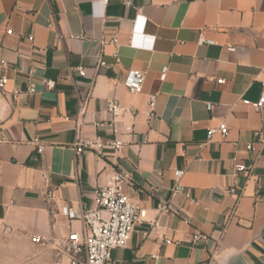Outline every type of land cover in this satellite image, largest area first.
Instances as JSON below:
<instances>
[{
    "label": "crops",
    "instance_id": "obj_1",
    "mask_svg": "<svg viewBox=\"0 0 264 264\" xmlns=\"http://www.w3.org/2000/svg\"><path fill=\"white\" fill-rule=\"evenodd\" d=\"M133 32L154 36L152 47L130 46ZM263 65L264 0H0L5 264H69L54 249L81 225L62 202L94 207L113 170L128 174L123 190L147 215L107 264H264V106L243 103L259 98ZM128 69L144 72L136 94ZM109 99L138 110L115 122L122 147L75 155L78 137L114 139ZM222 122L228 132L208 139Z\"/></svg>",
    "mask_w": 264,
    "mask_h": 264
},
{
    "label": "built area",
    "instance_id": "obj_2",
    "mask_svg": "<svg viewBox=\"0 0 264 264\" xmlns=\"http://www.w3.org/2000/svg\"><path fill=\"white\" fill-rule=\"evenodd\" d=\"M107 0H103L105 3ZM128 2V1H126ZM10 32V30H8ZM149 42L145 41L140 34L133 32L130 36L129 45L134 48L148 49L152 47L154 36H148ZM32 40L33 36H29ZM201 42L210 43L211 41L202 39ZM111 45V52L114 58V64L119 62V43L116 36H113L106 42ZM100 65H106L104 60L99 61ZM80 73L84 74L83 68ZM261 92L256 101L243 100L244 104L251 106L254 110L259 111L264 106V65L260 71ZM164 74L161 75V79ZM5 77L0 78V87L3 85ZM144 81V72L139 69H128L123 80L124 86L131 94H136L141 90ZM218 83L224 81L218 78ZM47 87H52L53 82L44 80ZM32 90V87H29ZM156 93L148 95L145 115L152 118L156 115ZM206 107L211 109L212 103L207 101ZM106 111L109 115L107 126L114 134L113 140H102L99 137L95 139L78 137L74 143L75 155L89 150L99 153L104 148L117 150L122 147L123 141L118 138L119 130L115 125L116 120L122 115L136 117L138 110L122 105L117 99H109L106 102ZM131 132L132 130H128ZM228 132V126L222 122L217 127H211L207 130V138L210 139L215 134L224 136ZM254 137L261 140L260 132H254ZM36 149L41 151L43 146L36 144ZM247 149H252V143L247 144ZM235 170H246L244 164H236ZM177 178L182 175V171L176 172ZM127 173L120 170H113L108 173L107 181L104 185L95 190L94 207H86L79 204L76 209L70 207L66 201L62 202L61 212L69 220H78L80 222L79 230H70L69 233L56 243L54 256L56 258L66 257L69 264H107L110 259V251L116 247H126L131 232L137 223L146 219L147 210L133 201L123 190V185L128 182ZM235 188H230L234 192ZM54 196V188H48L45 191L47 201ZM36 243H42L44 238L40 235L32 237Z\"/></svg>",
    "mask_w": 264,
    "mask_h": 264
},
{
    "label": "rangeland",
    "instance_id": "obj_3",
    "mask_svg": "<svg viewBox=\"0 0 264 264\" xmlns=\"http://www.w3.org/2000/svg\"><path fill=\"white\" fill-rule=\"evenodd\" d=\"M3 238L0 236V264H5V259L9 260V251H4Z\"/></svg>",
    "mask_w": 264,
    "mask_h": 264
}]
</instances>
